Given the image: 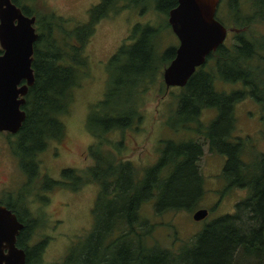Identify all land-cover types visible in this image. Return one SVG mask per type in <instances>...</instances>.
Returning <instances> with one entry per match:
<instances>
[{"label":"trees","instance_id":"trees-1","mask_svg":"<svg viewBox=\"0 0 264 264\" xmlns=\"http://www.w3.org/2000/svg\"><path fill=\"white\" fill-rule=\"evenodd\" d=\"M12 1L24 13L35 15L38 32L31 63L35 79L22 105L26 115L17 132L7 131L15 136L13 151L29 177L37 174L36 155L48 141L64 137L62 116L69 110L73 88L79 82L77 64H84L85 59L81 56V45L95 23L125 8L141 11L152 8L161 14L157 22H137L130 34L132 41H124L107 61L116 74L107 76L102 97L89 106L86 117V127L94 137L90 145L94 163L83 171L64 167L59 180H45L43 184V188L77 189L89 179L98 185L91 209L92 228L68 247L57 264H238L247 262L248 258L253 259L252 264H264V152L246 161L238 140L226 146L231 140L227 136L229 104L225 92L214 89L217 76L225 79L224 52L217 58L218 71L195 70L180 86L176 105L166 123L174 131L198 132L202 140H208L209 149L226 153L223 177L228 184L247 189V195L236 202L233 212L205 224L177 250L151 242L153 224L146 223L148 217L140 216V207L152 199L154 212L191 209L202 193L203 178L197 164L202 145L194 137L162 138L159 157L144 167L140 178L135 176L133 163L120 160L114 152L121 150L122 140H112V134L122 133L141 120L140 105L147 85L154 75L160 73L162 77L163 67L174 56L176 45L167 44L161 50L160 44L163 32L172 31L167 13L177 0H99L89 8L88 20L74 27L64 25L54 12L40 14L39 10L25 5L24 0ZM227 5L228 10L236 11L235 18L243 19L241 23L264 26V0H228ZM242 10H246L245 14ZM217 18L224 23L221 16ZM247 58L251 62V56ZM207 68H211L209 64ZM214 107L218 108L216 117L206 124L201 122L202 109ZM0 201L22 215L15 202ZM33 220H24L25 226L16 237V244L25 249V264L40 260L44 244L38 241L30 246L27 242Z\"/></svg>","mask_w":264,"mask_h":264},{"label":"rangeland","instance_id":"rangeland-1","mask_svg":"<svg viewBox=\"0 0 264 264\" xmlns=\"http://www.w3.org/2000/svg\"><path fill=\"white\" fill-rule=\"evenodd\" d=\"M98 1L24 0L23 3L39 10L40 14L54 12L63 19L64 25L74 27L88 20L89 8ZM227 3L228 0H220L216 17L221 16L224 23L229 25ZM160 17L161 14L152 8L142 11L138 8H125L116 14L102 17L95 23L92 33L81 45V56L85 59L84 64H77L79 82L73 88L69 110L62 116L65 125L64 137L60 140H49L36 155L39 164L36 175L29 177L21 168L12 147L15 136L9 135L7 131H0V200L15 202L26 219H35L27 242L30 246L38 241H43L44 244L40 260L33 264H57L63 259L68 247L92 228L91 209L98 190L95 181L87 179L77 189L65 186L43 188V184L45 180H59L60 171L64 167L83 171L94 163L90 154L94 137L86 127V117L89 106L102 97L107 76L116 74V70L113 73V67L110 68L107 61L124 41H132L130 34L137 22L153 23L159 21ZM256 30L264 33L262 28L257 27ZM163 35L161 50L167 44H178L172 31L165 30ZM228 42L229 38H226L224 43ZM162 66L163 64L160 68ZM259 75L264 78V72ZM214 88L224 90L227 82L216 79ZM179 90L180 86L166 87L160 73L154 75L143 93L141 120L122 133L112 134V140H122L121 150L115 149L114 152L120 160H130L133 163L136 178L142 176L144 167L159 157L162 138L182 140L194 137L202 145V153L197 160L203 178L202 193L196 204L189 210L170 208L154 212L152 199H147L140 207V216L148 217L146 223L153 224L151 242L173 250H177L217 216L233 212L236 202L247 195L246 187L227 183L222 175L225 157L219 151L209 149L208 140H202V135L198 136L195 131H174L166 123L168 115L176 105ZM118 104L126 103L118 101ZM246 108L255 111L251 105ZM235 114L234 126L230 132L234 138H243L238 140V147L243 152V160L249 161L256 153L258 155L264 152V111L248 113L239 109ZM216 115L215 108H203L199 119L206 124ZM199 207L207 208L208 213L204 218L196 220L192 213ZM252 263L253 259L248 258L247 262L241 264Z\"/></svg>","mask_w":264,"mask_h":264},{"label":"water","instance_id":"water-1","mask_svg":"<svg viewBox=\"0 0 264 264\" xmlns=\"http://www.w3.org/2000/svg\"><path fill=\"white\" fill-rule=\"evenodd\" d=\"M219 3L177 0L168 10L167 21L178 44L162 70L166 87L183 86L208 53L224 42L227 28L216 17ZM35 20L14 1L0 0V131L17 132L26 115L22 105L35 79L31 65L38 36ZM207 213V208L199 207L192 217L199 220ZM22 227L15 213L0 204V264H25V250L16 244Z\"/></svg>","mask_w":264,"mask_h":264},{"label":"flooded vegetation","instance_id":"flooded-vegetation-1","mask_svg":"<svg viewBox=\"0 0 264 264\" xmlns=\"http://www.w3.org/2000/svg\"><path fill=\"white\" fill-rule=\"evenodd\" d=\"M235 12L236 11L233 9H229L227 11V15L230 18L229 25H226L221 21L227 28L224 42L226 38H229V42H223L215 49L210 51L211 53H208L204 63L197 66L195 69L203 72V70H207V65L210 64L211 71L212 73H214V71H218L217 58L219 54L222 52L226 54L227 60L224 66L225 79L219 76L216 77V79H222L227 82V88L222 91L225 92L229 104V131L227 136H229L228 138L231 140H228L226 146H228L230 144V141L232 140H243V138H234L232 132H230V130L234 126V120L236 118L235 111L239 112V109H241V112L248 113L257 111H261L263 113L264 111V78L259 75L261 72H264V69L262 68L264 64L262 65V67L259 66V62L264 63V49H260L262 46H264V35L263 33L257 32L256 30L257 27L264 30V26L241 23L243 19L239 20V18H235ZM241 12L245 14L246 10H242ZM219 48H224V50H220ZM248 55L251 56V62L247 58ZM260 57H262L263 59ZM256 61H258V63H256ZM216 79H214V82H216ZM214 89L216 91L221 90H217L216 88ZM247 105L253 106L255 111L246 108ZM214 108L216 109L217 113L218 108ZM214 141L218 142L216 140ZM221 154L225 157V159L227 158L226 153ZM0 204H3L10 208L15 213L17 219L23 223V227L17 234L19 235L21 230L25 226L24 220L28 219H26L22 215H19L12 207L7 205L5 202L0 201Z\"/></svg>","mask_w":264,"mask_h":264}]
</instances>
